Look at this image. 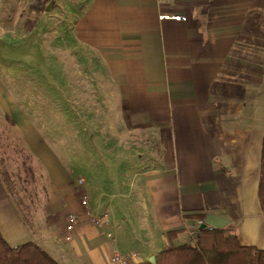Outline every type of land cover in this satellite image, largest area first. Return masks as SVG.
I'll return each mask as SVG.
<instances>
[{
	"label": "crops",
	"instance_id": "obj_1",
	"mask_svg": "<svg viewBox=\"0 0 264 264\" xmlns=\"http://www.w3.org/2000/svg\"><path fill=\"white\" fill-rule=\"evenodd\" d=\"M39 1L57 28L49 40L67 44L69 76L90 95L98 84L106 93L111 125L96 134L125 160L112 169L116 180L100 174L86 191L53 152L39 215L21 211L27 201H15L0 178V228L10 245L34 241L60 264H113L114 253L143 264L169 246L168 232L182 230L184 243L210 212L228 219L242 244L264 249V0ZM20 126L42 164L39 150L52 151L36 127ZM85 195L101 223L83 217L67 240V216L83 214Z\"/></svg>",
	"mask_w": 264,
	"mask_h": 264
},
{
	"label": "rangeland",
	"instance_id": "obj_2",
	"mask_svg": "<svg viewBox=\"0 0 264 264\" xmlns=\"http://www.w3.org/2000/svg\"><path fill=\"white\" fill-rule=\"evenodd\" d=\"M41 7L39 0H0V178L15 201H27L18 206L29 215H39L46 204L50 181L44 160L53 176V152L67 170L74 171L71 181L76 187L83 185L86 191L91 183L98 184L100 174L107 181L116 180L119 173L112 169L125 160L124 155L113 156L96 134L111 125L113 109L106 93L99 94L103 89L98 84V92L90 95L84 84L79 85L80 77L69 76L67 44L49 40L50 31L57 28L47 12H38ZM57 49L61 53L51 51ZM80 56L74 53L77 62H82ZM22 120L40 131L52 151L39 150L43 165L20 129ZM87 150L93 153L89 158Z\"/></svg>",
	"mask_w": 264,
	"mask_h": 264
},
{
	"label": "trees",
	"instance_id": "obj_3",
	"mask_svg": "<svg viewBox=\"0 0 264 264\" xmlns=\"http://www.w3.org/2000/svg\"><path fill=\"white\" fill-rule=\"evenodd\" d=\"M258 196L264 213V140ZM204 217V213L198 215L199 219ZM182 232L180 230L167 233L169 246L156 256L157 264H264V249L242 244L239 236L229 232L227 228L199 229L193 241L175 245ZM0 264L60 263L34 241L16 247L10 245L0 228Z\"/></svg>",
	"mask_w": 264,
	"mask_h": 264
},
{
	"label": "built area",
	"instance_id": "obj_4",
	"mask_svg": "<svg viewBox=\"0 0 264 264\" xmlns=\"http://www.w3.org/2000/svg\"><path fill=\"white\" fill-rule=\"evenodd\" d=\"M161 19H170L174 21H186L187 17L184 15H171V16H161ZM82 182V180H80ZM81 205L83 207V214L82 213H74L71 212L67 216V221H66V232H67V240H71L72 236L71 233L75 230V228L80 224L82 221L83 217H89L91 221L95 224H100L101 220H98L97 218L93 217L92 212L89 210V198L88 196H83L81 200ZM204 224V219H197L192 225L188 227V240L193 241L195 238V235L197 231L201 228V226ZM206 229H212L211 227H208ZM108 238L112 239L113 235L108 234ZM111 262L113 264H127L126 257L123 255H120L118 253H114L112 256Z\"/></svg>",
	"mask_w": 264,
	"mask_h": 264
},
{
	"label": "water",
	"instance_id": "obj_5",
	"mask_svg": "<svg viewBox=\"0 0 264 264\" xmlns=\"http://www.w3.org/2000/svg\"><path fill=\"white\" fill-rule=\"evenodd\" d=\"M230 221L223 217L222 215L216 214V213H206L204 217V224L201 226L202 229H206L208 227L214 228V229H223L225 228ZM150 264H157V260L155 257H152L149 260Z\"/></svg>",
	"mask_w": 264,
	"mask_h": 264
}]
</instances>
